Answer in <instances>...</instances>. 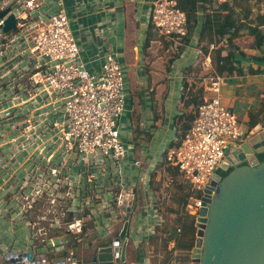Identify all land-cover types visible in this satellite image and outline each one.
Listing matches in <instances>:
<instances>
[{
    "label": "built area",
    "instance_id": "2783aa9c",
    "mask_svg": "<svg viewBox=\"0 0 264 264\" xmlns=\"http://www.w3.org/2000/svg\"><path fill=\"white\" fill-rule=\"evenodd\" d=\"M90 1L97 7L104 3V0ZM4 10L7 12L0 18V52H4L3 45L10 44L20 50L24 60L32 61L28 68L29 78L33 85L44 87L45 97H49L52 106L50 124L59 133L67 153L77 157L82 164L77 172L87 176L91 187L94 183L98 190L103 185L107 194L110 192V195L95 194L100 200L108 198V203L100 204L101 209L109 214L107 209L113 207L114 211L124 214L123 222L129 221L127 212L119 208L128 181L125 163L131 157L129 143L134 146L135 142L131 137L132 119H128V123L126 118V113H130L127 105L130 91L124 65L113 51H103L98 58L99 68H90L92 60L85 58L81 38L72 29L67 0H0V12ZM9 14L15 17V26L4 32L2 25ZM147 17L159 36L174 40L176 45L188 34L186 13L175 0H151ZM217 47L215 43L207 44L206 51L198 47V61L207 72L201 85V101L179 141L165 146L164 150L165 164L177 168L183 182L198 194L191 197L185 208L187 214L194 217L203 204L204 188L232 148L230 144L238 146L246 136L237 115L221 102L218 95L223 79L212 69V52ZM13 60L12 57L2 62L0 68ZM25 63L24 70L27 71ZM128 164L130 167L140 165L137 160ZM85 201L86 206L92 203L89 196ZM81 209L84 210H76ZM86 221L73 216L72 221L66 222L65 229L77 235L83 232ZM157 221L161 222L162 217ZM66 243V238H60L58 242L51 239L48 247L60 248ZM8 245L0 248V264L5 261L13 264L11 258L16 263L27 264V255L22 254L29 250L10 249L12 244ZM8 252L14 254L10 259L5 258ZM38 260L37 264H54L56 261L45 256Z\"/></svg>",
    "mask_w": 264,
    "mask_h": 264
},
{
    "label": "crops",
    "instance_id": "0c3cea01",
    "mask_svg": "<svg viewBox=\"0 0 264 264\" xmlns=\"http://www.w3.org/2000/svg\"><path fill=\"white\" fill-rule=\"evenodd\" d=\"M150 1L104 0V3L97 7L98 5L90 0H67V9L72 29L81 38L83 54L85 58L92 60L90 68H99L98 58L101 52L113 51L126 69L127 84L131 75L132 87L128 88L131 93L127 105L131 115L134 110L136 123L132 117L131 121L134 130L137 128L139 132L150 136L149 140H145L147 142H142L148 147L144 150V152L147 151V160L143 161L136 155L128 158L125 163L128 178L125 194L133 193V201L137 202L136 210L127 212L129 219L127 232L132 252L129 264H193L191 259L172 250L174 240L169 239L170 233L166 231L167 227L164 228L167 225L164 214H162L161 222L157 219L152 220L150 217L149 219L148 215H151L149 214L150 205L153 204L151 201L159 196V185L157 186L155 181L164 174L163 170L166 171L164 165H158V169H155L160 146L176 143L181 137L184 126L189 124L195 115L197 106L193 102L187 105V102L193 98V95L199 96L198 89L193 86L195 83L193 77L198 72L196 64L199 60L197 52L199 46L197 38L192 36L193 39L191 42V38L189 39V44L182 42L178 49H172L171 45H176L174 40L159 37L158 32L153 29L148 20ZM202 15L203 13L199 11V18ZM235 43L248 54L255 52L249 47L252 43L251 36L238 39ZM221 49L218 48L216 53H213L214 57L224 55L223 48ZM170 50L176 52L173 60L169 55ZM242 65L259 66L264 69V62H254L250 59H242ZM214 66L212 60V69L217 73ZM204 76L205 74L201 77L197 76L201 79L199 82L201 85ZM222 79L218 93L221 102L230 110L236 111L240 119L243 117L242 122L248 127V111L256 109L263 98L264 73L222 76ZM200 90L202 91V88ZM234 148L235 146H232L229 151ZM135 151L137 150L134 149V153ZM151 159L153 162L150 161ZM132 160H137L140 165L130 167L128 163ZM150 167L153 169L149 170ZM104 192L95 190L93 194L89 193L92 203L90 202L87 206L93 212V222L88 223L82 233L74 235L63 231L62 234L46 240V244L51 239L58 242L60 238H66L68 242L67 238L72 234L77 241L82 238L86 241L76 250L79 251L89 242L97 240L108 229L112 233L120 230L124 214L114 211L112 206H110L112 210L107 209L110 211L109 214L101 209L100 204L109 202L107 197L100 200V203H95V201L98 202L97 200L94 201L97 199L96 193ZM107 192L108 190L104 194ZM107 195H110V192ZM83 204H80L79 199L72 203L74 209L70 211L73 212V216H75L74 211L78 212L76 209H84ZM29 245L30 242H28L27 250H31ZM58 249L61 247L54 248V251ZM33 252L35 257L45 256L49 260H57L58 256L72 253V251ZM49 253L52 254L48 255Z\"/></svg>",
    "mask_w": 264,
    "mask_h": 264
},
{
    "label": "rangeland",
    "instance_id": "374dc122",
    "mask_svg": "<svg viewBox=\"0 0 264 264\" xmlns=\"http://www.w3.org/2000/svg\"><path fill=\"white\" fill-rule=\"evenodd\" d=\"M192 39L193 37H191L190 42ZM180 45H182V41L177 45H171V47L178 49ZM1 48L4 52H0V60H2L0 64L12 57L14 60L13 63L8 61L6 65L0 68V248L12 244L10 249L12 247L27 249L28 242H30L29 247L36 253L76 251L86 241L82 238L78 242L74 237L75 234H71L67 238L68 242L61 249L55 251L54 248L48 247L46 240L66 231V222L73 220V215L69 211L74 209L72 203L79 199L80 204H85L86 197L90 192L93 194L96 188L94 183L91 187L87 176L77 172L82 164L77 157L67 153L60 141L59 133L52 129L50 121L53 119V113L49 97H45L46 91L43 86L33 85L29 78L30 69L28 68L32 61L28 58L24 60L20 50L12 48L10 44L8 46L3 45ZM175 53V51L170 50L169 55L172 60ZM25 62H27V71L24 70ZM196 68L198 72L193 77L195 83L192 82L196 89H200L201 84L199 82L201 79L197 76L201 77L204 74L206 76V72L200 66V61L196 64ZM131 78L129 75L128 88L132 87ZM233 112L237 115L236 111ZM131 117L136 123L134 110L132 115L126 113L128 123H130L128 119ZM237 117L240 128L244 132L247 131L248 127L242 122L243 117L241 119L239 115ZM131 130L133 133L131 137L136 138L134 126ZM139 137L136 138L140 144L139 147H135L136 139L134 146L132 142L129 143L132 150L130 155L132 157L137 155L144 161L148 158L147 151L144 152L148 147L142 142L147 141L143 136ZM232 145L231 143L230 146L232 147ZM160 147V152L156 158L158 160L155 163L162 164L166 168L167 165L164 162L165 146L161 145ZM133 149L137 151L134 153ZM150 161L153 162V159ZM163 173L155 181V184L159 185V196L151 201L153 202L150 205L151 209H149L151 215L148 213L146 215L155 220L164 214L168 222H171L176 215L190 220L191 217L187 214L186 209L180 207L176 214L169 211L170 208L176 207L175 194L173 184L170 182L171 175L167 171ZM178 180L189 194L187 203L191 197L198 196L183 182L180 174ZM97 189L103 190V192L105 190L104 193L107 191L103 185ZM94 201L95 203L101 202L100 199H94ZM84 204V210L74 211V217L88 220L85 223L92 224V213ZM50 254L52 253L48 255Z\"/></svg>",
    "mask_w": 264,
    "mask_h": 264
},
{
    "label": "water",
    "instance_id": "95a60500",
    "mask_svg": "<svg viewBox=\"0 0 264 264\" xmlns=\"http://www.w3.org/2000/svg\"><path fill=\"white\" fill-rule=\"evenodd\" d=\"M6 12H0V18ZM14 26L15 17L9 14L2 29L7 32ZM260 153H264V118L220 162V169L231 167L230 171L223 177L214 172L204 188L194 224L193 264H264V158L259 161ZM120 199L121 211L136 210L133 193ZM127 229L128 221H124L117 232L108 229L76 253L51 260L54 264H129L132 252ZM22 255H27V264H37L41 258L32 250ZM12 256V252L5 254L6 259ZM11 261L20 264L14 258Z\"/></svg>",
    "mask_w": 264,
    "mask_h": 264
},
{
    "label": "trees",
    "instance_id": "16d2710c",
    "mask_svg": "<svg viewBox=\"0 0 264 264\" xmlns=\"http://www.w3.org/2000/svg\"><path fill=\"white\" fill-rule=\"evenodd\" d=\"M177 6L185 11L187 16L188 34L182 39L183 43L189 42L192 37L197 38L198 46H201L206 51V45L215 43L220 50L223 48L224 55L214 57L216 50L212 52V60L215 65L216 72L221 76H236L244 74H261L264 69L259 66H244L242 59H250L254 62H264V0H225L217 2L216 0H175ZM199 11L203 13L199 18ZM246 36L252 37L250 48L255 50L253 54H248L241 50L240 45L235 43L238 39H243ZM226 42L222 43V40ZM223 46V47H222ZM219 50V51H220ZM214 53V54H213ZM199 96L193 95L191 102L197 106L201 101L203 92L198 89ZM194 117V116H193ZM264 118V94L263 98L256 109L248 111V128L253 127L258 121ZM193 119V118H192ZM184 126L183 132L188 128ZM134 133L136 138L143 136L149 140L150 136L147 133H141L135 128ZM135 138V139H136ZM179 140H177L178 142ZM139 142H135V146L139 147ZM264 158V153L258 154V159L261 161ZM160 164L159 166H161ZM158 169V164L155 169ZM231 168L223 171L221 174L225 176ZM166 171L171 175L173 184L174 202L176 207L170 208L169 211L178 213L179 209H185L189 194L178 180V170L175 167L167 166ZM182 202L180 203V201ZM180 204V205H179ZM191 217V218H190ZM190 220L176 215L171 222H166V231H169V239L174 240L173 251L185 255L190 259L191 250L195 242L196 228L195 217L190 216ZM179 228V231H178ZM195 233V234H194ZM163 244V240H162Z\"/></svg>",
    "mask_w": 264,
    "mask_h": 264
},
{
    "label": "flooded vegetation",
    "instance_id": "af4514ba",
    "mask_svg": "<svg viewBox=\"0 0 264 264\" xmlns=\"http://www.w3.org/2000/svg\"><path fill=\"white\" fill-rule=\"evenodd\" d=\"M249 129H250V128H247L246 130L248 131ZM247 131H245V135H246ZM257 157H258V154H257ZM229 168H231V167H229ZM229 168H228V169H229ZM228 169H227V170H228ZM227 170H222V169H220V168L218 167V168L215 170V173H217V174H219L221 177H223L221 173H222L223 171H227ZM2 264H9V262H8V261H5L4 263L2 262Z\"/></svg>",
    "mask_w": 264,
    "mask_h": 264
}]
</instances>
